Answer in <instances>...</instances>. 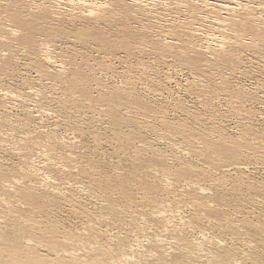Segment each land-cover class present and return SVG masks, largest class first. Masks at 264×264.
<instances>
[{"label":"bare ground","instance_id":"6f19581e","mask_svg":"<svg viewBox=\"0 0 264 264\" xmlns=\"http://www.w3.org/2000/svg\"><path fill=\"white\" fill-rule=\"evenodd\" d=\"M107 27H110V29ZM106 32H111V34ZM66 39H72L74 43L87 42V39L96 41L98 42V46L96 45L95 47H99V51H96L98 53L101 52L100 50H102V48H109L104 50V57L102 55L103 58L100 60L92 59V63L88 62L89 57H84V54L80 50H75L73 48L74 45L72 46V49H62L63 44H60L59 42L60 40L64 41ZM95 47L93 49L96 50ZM145 47H148L150 48V51L152 50L155 52L156 57L164 59L167 57L176 58L180 64H183V66H197V71L199 69L198 66H201L199 65L200 63H203V68L211 70V72L214 68L216 69L219 66L221 67L225 65L228 67L231 66L232 69H230L233 70L234 68H237V66L245 63V60L243 62V57L245 55H241L242 50L248 51L249 49H253L257 51H253L254 55L259 53L258 51H261L262 53L263 50L264 52V0H0V182L3 178L7 179L4 180V182L2 180V183H0V264H106L105 261L103 262V260H100L99 258L108 255L110 252H114L111 251L108 245L103 247L99 243L93 244L91 242H86V240L81 237L80 239L73 240L68 239V237L67 239L62 237L63 239L61 241H56L57 238L52 239L51 237V235L53 236L56 232V223L55 219L52 218L53 215L47 216V222H42V217L38 218L35 217V215L39 213L38 210L40 211V209L44 207L50 209L58 208L60 202L68 197H72L78 202L79 198L77 195L79 193L76 192V190H74L75 193L72 191V185L66 184V188H64V190L62 189L64 192H61V189L60 191L57 190V186L59 185L58 181L64 180L65 182L73 177V169H76L75 172L79 171V174L82 173L86 176L87 184L89 186L92 185V187L94 186L97 188H99L98 179L100 178L95 177L96 174L105 179L107 178L108 171H101L102 169L98 170L99 167L92 159H86L85 161L87 162L83 164L81 156H75L72 152L67 154L66 157H63V160L66 163H62V166L56 167L52 170L53 164L51 159L53 155L57 153L58 147L63 144L64 140L62 143H59V141L57 142L55 139V131H42L41 129H37V134L33 133L35 135L33 136V134H31L32 132H30V128H33L31 125H33L35 121L37 122V120H39L40 122H38L41 123L45 118L54 119L55 126L62 124L64 121L62 119L60 120L55 109L58 107H64L66 102L68 105L71 102L68 101L70 97L66 96L65 93L70 91V93L73 92L75 95L78 94V98L82 97L85 99L88 91L91 90V82L95 83L93 87L97 86V89L99 87L103 90L99 91L98 89V98L94 95L92 99H85V101H88L89 104H91L94 103L93 101L95 100L98 102H95V106L101 103L103 107L102 109L105 108V110H102L103 115H110V113H112L111 111H114L113 106L116 101H121L123 98L122 94L128 95L131 100L134 99L129 101H131V103L133 102L132 104L134 106L137 105L140 107L141 100L139 102V99L141 98L138 100L137 98H134L139 92L135 90L137 92L136 94L134 91L135 88H133L130 83H127L126 81L127 84L125 83L123 86L120 85L121 87L114 86L112 88L107 86V82L104 83L101 80H105L104 77H109L110 75L108 74L116 75L113 73L114 69L112 70V68L114 67H111L112 58L110 57H116L114 54L117 53V51L125 52L126 57H128L130 55H135V53L142 54L143 48ZM23 69H25V71ZM224 69L226 70V68ZM21 70L24 71V75H22ZM28 70L35 72V75L39 77L38 80H40V83L41 81L48 82L51 84V87L58 88L63 99H61L62 97H58V99L56 97V99H49L50 103L45 102L47 99L44 98V92L41 91L45 86L42 83L41 84L44 87L40 84L42 88L34 89L36 87H31L29 93H22L19 89L20 85L28 84L26 81L30 80H28V74H30H27V72H29ZM208 70L207 72H209ZM220 70H223V67H221ZM97 71L100 74L96 73ZM200 72L205 75V70L203 71L202 69ZM231 73L233 74V71H231ZM17 74H21L19 77L22 80L21 82H23L22 84L18 85V83L13 82L14 75L16 76ZM129 74H126V76ZM130 76L131 75L127 77L128 79L124 77L125 80H130ZM223 76L224 75L222 74L221 77ZM224 78L225 77L220 79L218 85L221 86V88L225 87L229 90V94L233 95L234 99L239 101H243V99L253 101L255 96L252 93L253 91L250 92L247 90L248 88L245 89L246 87H242L243 85L232 86V88H234V90H232L230 87L231 85H229L228 81ZM168 79L170 80V78ZM124 82L122 84H124ZM194 83L195 82L193 81V83L186 85L188 86L187 91L191 90L189 92H194V94L196 92V95L198 96L200 93V95H203L204 97L210 94V86H207V83L206 86L203 85L204 83H202V85L199 84L201 86L195 85ZM235 84H237V82ZM31 85L33 84L31 83ZM93 87L92 90H95ZM214 88H216V86L213 87V89ZM227 90L225 91L227 92ZM90 92L91 91H89V93ZM34 95L38 100L35 101L32 109H28V103L30 102L28 97ZM88 95L90 96V94ZM42 98L44 100H42L43 102H41ZM78 98L76 97L73 102L80 103ZM207 98L209 99V97ZM143 99L144 98H142V100ZM201 99L203 100V98ZM180 100L182 101V99ZM202 100L200 101L201 104L203 103ZM178 101H176V105H178ZM14 103H21L26 109H24L21 114L16 112L17 116L13 114L15 115V119H12L13 117H10L7 110L14 107ZM43 103L47 106H43ZM142 104H145V102ZM182 104L184 106V103ZM179 105H181V103ZM75 106L79 105L77 104ZM183 106L180 107L182 108ZM99 107H101V105H99ZM187 109L188 108H186V110ZM237 110L239 111V109ZM33 114L36 116H33ZM36 122L34 125H39V123ZM63 125L66 126V123H63ZM78 126L79 129L82 128L80 127L81 125H77L76 127L78 128ZM39 128L41 127L39 126ZM241 128L242 130L239 133L237 132V136H231L224 133L223 128L220 127H216L214 130L215 139H213L214 142H212L216 151L213 155L214 158L211 156L212 159L209 160L210 158L208 157L209 163H211L208 166H211V169H214L215 171L218 170V168L219 170H223L225 168L233 167L231 170H227L226 172H220L218 170L216 171V174L210 169L212 175H216L213 177L208 175L210 171L206 169L208 172L204 170V173L206 172V177L204 176L206 179H204L203 177H200L201 173H198L200 170H196L195 172L193 164L190 163L189 160L187 161V159L182 157L176 158L175 156L173 162L166 164V166L164 165V170L160 169L163 170V172L161 171L163 177H159H165L166 186L164 184V186L161 185V181L158 186L154 184V181H151V183H148V181L146 182L145 179H143L145 183L138 182L140 180L137 181L138 188L140 187L141 189H139L143 190V198L145 197L148 199V202L151 200L152 202L154 201L153 205H151L152 202L150 203L151 206H147L146 204L148 202L146 203L145 201L146 208L149 207L150 211L148 212L146 210L147 215L142 216L144 219L141 217L143 213L139 216L142 218V222L146 221L148 224L151 223L152 225H150L152 227H155V243L158 244L157 247L160 248V251L159 249L158 251H154L152 249V246H154L152 243L147 242L148 244H144L147 239H145V241L144 239L139 240L138 236L135 240L133 239L135 245L132 247L125 246L123 244L125 240L122 241L119 238L112 244L113 248H117L118 257L115 260H111V263L109 264H264V249L259 250L260 246L256 244L252 246V243H254L253 241H245V245L251 253L247 252V254L245 253V257H243L244 255L241 257L239 256L240 253L235 251L232 244L230 245L227 242L224 243L219 237L209 236L204 238L206 234L204 235L202 233L200 234L201 236H194L192 239L190 238L188 240V237L186 238L183 234L182 236L177 235V231L180 232L179 230L183 229V226H193V224L197 222L194 221L197 217L200 218L197 219L199 221L201 219L208 221H219V219H222V222L223 218L226 217L224 223H227V227L239 235H246L253 231V229H251L252 224L246 217H243L242 219H240L241 217L239 219L234 218L230 221L227 219V216H222L224 212L222 213V211H220L222 205L220 203L219 194V191H222V189L220 190V188H218L219 191H217L218 189L216 188L217 186H222L223 188L227 179H230L232 176H236L237 178L245 176L246 179L249 180V177L241 168L243 164L242 161L239 162V150L245 149L252 152L254 148H257V144L255 143L251 145L247 144V141H244V135L248 137L247 135L252 136L255 133L254 132L251 135L253 132L251 125H245ZM82 129L79 130V133L82 132ZM19 131H22L21 134H23V136L20 134L22 137L13 135L14 132ZM76 136H72V139L69 140L71 141L70 145L78 143V140H76L78 136ZM256 136V138H258V135ZM261 137L260 140H263L262 142L264 143V130H261ZM212 142L211 145H213ZM65 143L66 142H64L63 146L66 145ZM143 143L139 144L143 147ZM263 143L260 142V145H264ZM142 147L140 148H147L149 149L148 151H152L153 149L151 145V148L148 145L147 147ZM141 149L139 150L141 151ZM207 149L212 150V148H206V150ZM153 151L152 152L155 155L152 157L154 159L155 156L156 158H159L157 156L159 153L160 156L161 152L158 151L159 153L157 154V150ZM190 152L192 155L191 149ZM153 153H151V155H153ZM13 154L17 155L19 161L14 162L13 160L5 159L6 155L9 157L12 155V157H14ZM187 155L190 156L189 153ZM33 156H37V158L40 157L41 159L43 158V165L39 166L35 163V160H31ZM163 156L160 158H163ZM250 157L251 156H249V158ZM203 163L205 165V163L207 164V161ZM110 164L108 165L113 167L112 164L114 163ZM119 164H116L118 167H113L112 169H119ZM157 164L159 165L158 161ZM24 166L25 168H23ZM110 166L108 167L109 169ZM17 167H19V169ZM121 167L122 166H120V169ZM122 169L124 171L125 168ZM155 169L156 173L160 171H157V168ZM123 171H118V174H115L114 176L110 175L111 181L107 182L105 187L112 185L109 187H114L112 189L116 188L118 193L115 190L114 192L116 193H113L116 194L113 195L115 198L110 196L109 198L112 199H107L109 200L108 203L100 204L99 208H96L93 212L94 214H91L96 220L99 219L100 221L99 214L102 209H108L111 211L110 205L112 207V203L113 205H116L115 203H117V201L120 202V195L123 194L124 189L126 188L125 178H123L124 174L122 173ZM119 172H121V174H119ZM125 172L126 171H124V173ZM151 172H153V170H151ZM187 173L189 174L187 177L190 180L186 181L184 179L186 182L183 180V183H180L182 180L181 178H183L184 175L186 176ZM204 173L202 171L203 175ZM40 174H42V176L44 175V184L42 185L38 183L37 179ZM147 174L150 175L148 172ZM171 174H173V176L176 174L177 176L181 174L184 175L180 176V181H178L177 178L179 176L174 178ZM169 176L173 178V180ZM156 177L158 176H155L156 180H161L159 177ZM199 177L203 178V180H200ZM240 180L244 181V179ZM215 183L218 185H215ZM164 187H170L172 190ZM83 191L84 188L81 189L82 193ZM92 192H94V190ZM135 201H132V204ZM160 201L166 202V204L169 203L170 207L176 203L177 205L183 204L182 207L184 208L187 206V208L192 209H188L187 211L184 210L185 212H183L181 208H177L176 204L173 206L174 208L176 207L175 210L178 214V216H176L178 217V220H180L179 223L181 224L179 227H181V229L179 227V230H177L178 228H175L177 231L175 232L176 234L173 233L175 235L172 237L173 243L170 245L169 242L168 244L170 246L168 248H166L167 245L164 248L165 241L169 233H171L170 231L173 230L172 227L175 224L172 223V218L167 215L169 207L166 206L168 208L166 212L163 209H157L156 206H154L155 202L157 204L160 203ZM179 206L180 205H178V207ZM113 207L116 208L117 205ZM163 207L165 206L163 205ZM122 210H124V208ZM180 211H182V213H180ZM117 212L118 211H116V213ZM174 212L175 211L173 210L171 213ZM225 214L226 213H224V215ZM135 217H137V215ZM102 218L103 217H101V221ZM91 221L87 223H90ZM93 221L95 220L93 219ZM96 222H93V224ZM89 230L91 229L89 228ZM239 230L244 232L239 233ZM161 231L164 232L162 236L159 235ZM254 231H256V229ZM173 234L171 233V235ZM206 239H209L208 245H205L207 243ZM66 243L69 244L66 245ZM145 245H147V247ZM149 245H152L150 246V249L148 248ZM41 248L46 249L47 253L52 252L51 254H53V256L43 255L44 253L41 254ZM81 249H84L86 252H82ZM233 256L235 258H232Z\"/></svg>","mask_w":264,"mask_h":264},{"label":"rangeland","instance_id":"374dc122","mask_svg":"<svg viewBox=\"0 0 264 264\" xmlns=\"http://www.w3.org/2000/svg\"><path fill=\"white\" fill-rule=\"evenodd\" d=\"M107 28L110 29V27H107ZM106 33L111 34V32H106ZM87 40H88L87 42L85 41L82 43L81 42L80 43L79 42L74 43V41L72 39H70V40L66 39L64 41L60 40L59 43L63 44L62 49H72V46L74 45L73 48L75 50H80L84 54V57H86V56H87V58L89 57L88 59L91 61H89L86 58L88 60V62H92V59H95V60L99 59L100 60L101 58H103L104 57V50L106 48L108 49L109 47H106L105 49L102 48V50H100L101 52L98 53L96 51H99V49H98L99 47H95L98 42L92 41L90 39H87ZM72 43H74V44H72ZM88 45H90V46H88ZM107 46H109V45H107ZM94 47L96 48V50L93 49ZM253 51L257 52L253 49H249L248 51L242 50L241 55H243V56L245 55L243 57V62L245 60V63L241 64L240 66H237V68H234L233 70H231L232 69L231 66L228 67L225 65V66H221V67H223V70H220L221 67L219 66L216 69L214 68V70H213L214 72L213 71L211 72V70L203 68V63H200L199 65H201L200 67H202V68H200L199 66H198V68L200 69V71L202 69H203V71L205 70V72H204L205 75L203 73H201L199 71V69H198L199 72L197 71V66L196 67H189L187 65L183 66V64H180L178 62V59H176V58H171V57L166 58L165 57L166 59H164V58L156 57L155 52H153L152 50L150 51V48H148V47L143 48L142 54L135 53V55H130L128 57H126L125 52L117 51V53H115L114 55H116V57L118 55V57H117L118 59L115 56L110 57V58H112L111 59V65H112L111 67H114V68H112V70L114 69L113 73H115L116 75L108 74L110 76L104 77L105 80H101V81H103L104 83L107 82L106 83L107 86L112 87V88L114 86L115 87H118V86L121 87L120 85H122V86L125 85V83L127 81V83H130L133 86V88H135L134 91L136 90L137 92H139L137 94V92L135 91V93L137 94L138 97L136 96L134 98L135 99L137 98V100L139 98H141V99H139V102L141 100V106L142 107L141 106L138 107L137 105H136L137 107L134 106L132 104L133 102L131 103V101L134 99L131 100L130 97H128V95L122 94L123 100L121 99V101L120 100L116 101V103L113 106L114 111H111L112 113H110V115H103L102 114V110H105V108L102 109L103 107H102V104L100 102H99L100 104L95 106L94 104H96L95 102H97V101L94 100L93 101L94 103H91V104H89L88 101H85V99L86 100H88L90 98L92 99L94 97V95L96 96V98H98V96H99L98 92L103 90L102 88L98 87V89H99V91H98L97 86L93 87L95 85V83L91 82V86L93 87V89L95 88V90H92V87H91L90 88L91 90H89V91H91L92 93L91 92L89 93V91H88L85 99L82 97L78 98L79 97L78 94L75 95V93H73V92H71V93H70V91H68V93L66 92L65 93L66 96L70 97L69 99L67 97V99H68V101H71L70 102L71 104L69 103V105H68V103L66 102L67 105H66V103L64 104L65 108L64 107H58L57 109H55L60 120L62 119L64 121L63 123H66V126H64L63 123L58 124V126L57 125L55 126V124H54L55 120L54 119H51V118L46 119L45 118V120L43 119V122H41V123H39L40 122L39 120H37V122L35 121L36 123H39V125L38 124L34 125L35 122L33 123V125H31V127L33 126V128H34V129L30 128V132H32L31 134H33V133L35 134L36 131H38L37 129H41L42 131H55L56 132L55 133L56 141L57 142L59 141V143H62L64 140V142H66L65 143L66 145L63 146V144H64V142H63V144L58 147L57 153H55V155H53V157L51 159V162L53 164L52 170H54L56 167L62 166V163H66L63 160V157H66L67 154L72 152L75 156H77V155L81 156V159H83L82 160L83 164H85V162H87V161H85L86 159H92L93 161L96 162L97 166L99 167L98 170L102 169L101 171H106V172L108 171V172H107V178H105V179L103 177L99 176L98 174H96L95 177L100 178V179H98L99 188L94 187V186H93L94 187L93 188L92 185L89 186L87 184L86 176H84L82 173H81L82 175L79 174L80 173L79 171H76L77 172L76 173L75 172L76 169L72 170V172H74L73 173L74 175H73V177L69 178L70 180L65 181L67 183H65L64 180L58 181L59 182L58 184L60 185V186L59 185L57 186L58 191H60V189H61V192H64L63 190H64V188H66V186H65L66 184L72 185L71 186L72 191L76 190V192L79 193L77 195L79 200H78V202H76V200L73 199L72 197H68V198H66L60 202V206L58 208H54V209L51 208L50 209V208L44 207L46 209L41 208L40 211L38 210L39 213L37 215H35V217H38V218L42 217V222H47L46 218L48 215H50V216L53 215L52 218L55 219L56 227H55V225H54V227L56 229V232H55V234H53L54 237L51 235L52 239L57 238L56 241H61L63 238L67 239V237H68V239H72V240L73 239H80V237H81V238H84L86 240V242H91L93 244L99 243L103 247L108 245L109 248L111 249V251H114V252H112V253L110 252L108 255L99 258L100 260H103V262L105 261L106 264L111 263V260H113V259L115 260L118 257L117 248L116 249L113 248L112 244L114 242H116L119 238L122 241L125 240L123 242V244L125 246L132 247L133 245H135L134 240L138 236L139 240L144 239V241H145V239H147V241H145L144 244H148L147 242H150V243H152V245H154V246L149 245V247H148L149 249H150V246H152L153 247L152 249L154 251L155 250L158 251V249L160 251V248L157 247L158 244L155 243V240H156V238H155L156 231L154 229L155 227H152L151 226L152 224L151 223L148 224L146 221H143L145 223L142 222V218H143L142 216H146L147 211L148 212L150 211L149 207L148 208H146V207L153 205L154 201L152 202V200H151L150 202H148L149 201L148 199H146L145 197L143 198L142 195H144V193H143V190H140L141 189L140 187H139L140 189L138 188V186H137L138 182L145 183L143 180V179H145V181L146 182L148 181V183L149 182L151 183V181H154V184H156L157 186H158L160 181L163 182V183L160 182L161 185H163V184L165 185L166 184L165 183L166 180L164 179L165 177L160 178V177H163V173L161 174V171L163 172L164 165L166 166V164H170V162H173V159H175V156H176V158L182 157L184 159H187V161L189 160V162L193 164L195 172H196V170H198V171L200 170L199 172L197 171L199 174L201 173L200 177L204 178V176L206 175V172H208V171H210L208 175H211L213 177L216 176L215 174L212 175L211 166H208L211 164V163H209V160L214 158L213 155H214V152L216 151L215 146L213 144V142H214L213 139H215V134H214L215 128L216 127L223 128L224 133H227L231 136H233V135L237 136V134L242 130L241 127H243L245 125H247V126L251 125V127H252L251 129L253 131L251 133V135L255 132L253 134L254 136L253 135L252 136L247 135L248 137H246L244 135L243 136V137H245L244 141L245 142L247 141V144H251V145L256 143L257 148H254V149L252 148L253 149L252 152L247 151L245 149L239 150V154L241 156L240 155L238 156V157H240L239 162L242 161V164H243V166H241V168L244 170L245 174L249 177L248 178L249 180H247L245 176H243L242 178L241 177L237 178L236 176H232L230 179H227V182L224 184L225 186L223 185L224 186L223 188H222V186L221 187L217 186L216 188L217 189L220 188V190L222 189V191H219V189L217 190V191H219L220 203L222 205V207H221L222 209L220 208V211H222V213L223 212L226 213L225 215L223 213L222 216L223 217L227 216V219L230 221L233 220L234 218L239 219L241 217L240 219H242L243 217L244 218L246 217L249 220V222L252 224V226H251V229H253V231L251 230L252 232H249L246 235H239L236 232L234 233L232 230H230L227 227V223H224V219L226 220V217L225 218L222 217L223 222H222V219H219L220 222L218 220L208 221V220H204V219H201L199 221L197 219H200V218L197 217L194 220V221H197L196 223H194L195 225L194 224H193V226L192 225H190V226L185 225V226H183V229H181V227H179V225L181 223H179L180 220H178V217H177L178 214L175 210L176 207L175 208L173 207V206H175L176 203H174V205L172 207H170L169 203L166 204V202L160 201V203H157V204L155 202L156 205L154 204V206H156L157 209H163L166 212L168 209L167 207H169V209L171 208L175 211L174 213H171V212H173V210L170 209L171 210L170 211L168 209V212H167V215L172 218V220H171L172 223L175 224L172 227L174 232H173V230L170 231L172 234L173 233L176 234L175 232L177 230H179V228H180L181 230H179L180 232L177 231V233H178L177 235L182 236V234H183L186 236V238L188 237L187 238L188 240L190 238L192 239V237H194V236L199 237V236H201L200 234H202V233L204 235L206 234L204 236V238H207L209 236L219 237L220 239L223 240L224 243L227 242L230 245L232 244L235 248V251L237 253H240L239 256H241V257L243 255H244L243 257H245L247 252L248 253L250 252L248 250V247L245 245V241H247V242L253 241L254 243H252V246L254 244H256V245L260 246L259 250L264 249V145H262V144L260 145V142L263 143L262 142L263 140H260V138H262L261 137V130L262 131L264 130V58H263L264 52H263V50H262V53H261V51H258L259 53L254 55ZM143 52H145V53H143ZM102 55H103V57H102ZM132 56H134V57H132ZM113 58H116L117 60L113 59ZM137 58H138V61L140 60L139 62L137 61ZM224 68H226V70L229 71L230 73H231V71H233V74L232 73L230 74ZM240 68H243V69H240ZM23 70L25 71V69H23ZM23 70H21L22 75H24ZM207 70L209 72H207ZM247 70H248V72H247ZM28 71L29 72H27V74L30 73V74H28L29 75L28 80L29 79L30 80L26 81V82L30 86L28 84H23L24 86L20 85L19 89L22 91V93H24V94L29 93V89L31 87L32 88L36 87L34 89L42 88L41 85L43 84L46 87V89L42 85L44 88H42L41 91L44 92V98L47 99V101H45V102L50 103L49 99H56V97L58 99V97H60V98L62 97L60 95L61 92L58 90V88H53V87H51V84H49L48 82H44V81L43 82L41 81V83H42L41 84L39 82L40 80H38L39 77L35 75V72H32L31 70H28ZM96 73H99V72L97 71ZM220 73H222L224 75L223 76V77H225L224 79H226L228 81L229 85H231L230 87L232 90H234V88H232V86H236V85L242 86L243 85L242 87H244V88L246 87L245 89L248 88L247 90H249L250 92L253 91L252 93L255 95L253 101H250V100L248 101L246 99H243V101L242 100H240V101L236 100V99H234L233 95L229 94V92H230L229 90H227L225 87L221 88V86L218 85L220 79L223 78V77H221L222 74H220ZM99 74H97V75H99ZM126 74L131 75L130 76L131 81L127 80L128 79L127 77L129 75L126 76ZM198 74H199V76H198ZM19 75H21V74H17L16 76L14 75V78H13V82L18 83V85L23 83V82H21L22 80L20 79ZM124 77L127 79L125 80ZM33 78H35V79H33ZM168 78H170V80ZM30 81H32V82H30ZM193 81L195 82L194 83L195 85H199V84L202 85V83H204L203 85L206 86V83H207V86H210V91H211L210 94H208L209 96L207 95V96H205L206 97L205 98L203 95H200V93H199V96L201 98H203V100H202L198 95H196V92L194 94V92H192V93L189 92L191 90L187 91L188 86H186V85L193 83ZM235 81L237 82V84H235L236 83ZM123 82H124V84H122ZM208 82H209V84H208ZM31 83L33 85H31ZM133 83L135 84V86ZM210 84H212L213 87L216 86V88L213 89L212 85H210ZM214 84H217V85H214ZM201 85H199V86H201ZM225 90H227L228 94ZM93 91H95V92H93ZM212 91H213V94H212ZM189 93H191V94H189ZM88 94H90V96ZM231 94H233V93H231ZM74 95L78 98V100H80V103L73 102L74 99L76 98ZM216 95H217V97H216ZM213 96L216 98H214ZM207 97H209V99ZM210 97H212V98H210ZM229 97H230V99H229ZM96 98H94V99H96ZM142 98H144L143 99L144 101L142 100ZM28 99L30 101L28 103V106H29L28 109H30V108L32 109V106L34 105L35 101L38 100V98L34 95V96L28 97ZM61 99H63V97ZM174 99H175V102H174ZM180 99H182L183 102ZM206 99H208V100H206ZM232 99H234L235 101ZM256 99H258V100H256ZM42 100H43V98L41 99V102L44 101V100L43 101ZM129 100H131V101H129ZM201 100L203 102L202 104L200 102ZM209 100H211V101H209ZM176 101L179 102L178 105L180 103H181V105H179V106L176 105V103H177ZM207 101H209V102H207ZM72 102L76 103V104H73ZM127 102H129V103H127ZM144 102H145V104H142ZM204 102H205V104H207V103H209V104L205 105ZM182 103H184V106ZM249 103H250V105H249ZM77 104L79 106H75ZM80 104L82 107L80 106ZM99 105H101V107H99ZM13 106L15 108L12 107L10 110L9 109L7 110L10 117L11 118L13 117L12 119H15L16 112L18 114H21V112L24 109H26V107L24 108L21 103H14ZM43 106H47V105L45 103H43ZM180 106H183V107L181 108ZM79 107H81V108H79ZM185 107L188 109L186 110ZM62 108H64V109H62ZM237 109H239V111ZM245 111H247V112H245ZM13 114H15V115H13ZM34 114H33V116H36ZM244 115H246L247 117ZM218 117L219 118L221 117V118L219 119ZM73 124L75 127L77 125H81L80 127L83 128V129L80 128V129H82V132L79 133L80 132L79 126H78V128L77 127L75 128L73 126ZM75 124H77V125H75ZM70 125H72L73 127ZM39 126L41 128H39ZM76 129H78V130H76ZM33 130H35V131H33ZM21 133H22V131L14 132L13 135L14 136L16 135L17 137H22L23 134H21ZM34 134H33V136H35ZM74 135L78 136V137L76 136L77 137L76 140H78L77 141L78 143L75 145H70L71 141H69V140L72 139V136H74ZM256 135H258V138H256L257 137ZM210 141L211 142L213 141L212 142L213 145H211ZM257 141H258V143H257ZM139 143H141V144L143 143V147H147V145L150 147V145H151V147L153 148L152 151L157 150L156 151L157 154L159 152H161V155L159 156V154H160L159 153L157 156L159 158H156V156H155V159H154L153 158L155 155L153 153L154 151L153 152L151 150L148 151L149 149L143 148L142 145ZM204 146H205V148H204ZM140 147H142L143 149H141ZM138 148L141 149V151ZM206 148H212L213 151L211 149L206 150ZM137 149H138V151H137ZM144 149L147 151H145ZM190 149L192 150V155L190 154L191 153ZM4 150H5V148H4ZM0 152H1V150H0ZM151 153H153V155H151ZM162 153L165 156H163ZM188 153L190 156L187 155ZM193 153H195V154H193ZM61 154H63V155H61ZM1 155H3V154H1ZM248 155L251 157L249 158ZM13 156L14 157H12V155H11V157H9L8 155H6L5 159L6 160H13L14 162L19 161L17 155L13 154ZM162 156H163V158H160ZM186 156H188V157H186ZM211 156H213V157L211 158ZM246 156H247V158H246ZM34 157L35 156H33L31 158V160L32 159L35 160V163H37V165H39V166L43 165V158L42 159L40 157L37 158V156L35 158ZM81 159H80V161H81ZM161 159L162 160L164 159V160L162 161ZM169 159H171V160H169ZM118 160H119L120 164L118 163ZM36 161H38V162H36ZM157 161L159 162V165L157 164ZM206 161H207V164L205 163V165H204L203 162H206ZM115 162H116V164H119V169H120V166H122L120 170L118 168L112 169L113 167H118V165H116ZM160 162H162V163H160ZM110 163H114V164H112L113 167L110 166L111 165ZM108 164H110V165H108ZM149 165H150V167H149ZM151 165H155V166H151ZM160 165H162V166H160ZM246 165H248V166H246ZM109 166H110V169L108 168ZM78 167H80V166H78ZM160 167H162V168H160ZM17 168L19 169V167H17ZM23 168H25V166ZM122 168H125L124 169V171H126L125 173H124ZM155 168H157V171H159L160 169H163V170L159 171L160 175H159V172L156 173ZM232 168L233 167H230L227 169L225 168L223 170L222 169L219 170V168H218V170L220 172H222V171L226 172L227 170H231ZM151 170H153V172H151ZM204 170L206 171L205 173H204ZM218 170H216V171H218ZM112 171L114 172V174ZM118 171H123L122 173L124 174L123 178H125V187H126L124 189L123 194L120 195V200H119L120 202L117 201V203H115L117 205L116 208L113 207V206H116V205H113V203H112V207L110 205V209L112 212L109 211L108 209H102L101 213L99 214L100 221H99V219L96 220V218H93V215H91V214L96 210V208H99L100 204L108 203L109 200H107V199L111 200L112 198H115L113 195H116V194H113V193H116V192L118 193L116 188L112 189L114 187H112V188L109 187L112 185L105 187L106 183L111 181L110 175L111 176H114L115 174L117 175ZM202 171H203L204 175L202 174ZM212 171H214L213 173L217 174V172L214 169ZM147 172L150 173V175H148ZM102 173H104V172H102ZM119 174H121V172H119ZM183 175L184 174L178 175L179 176L178 177L176 174L175 175L176 177H175V176H173V174H171V176L174 178L178 177L177 178L178 181H180L179 180V178H181L180 176H183ZM187 175L189 176V174L187 173L186 176L184 175L183 178H181L182 182L180 181V183H183L184 179L186 181L190 180L187 177ZM155 176H158V177L160 176L159 178L161 180L157 179L158 180L157 181L155 179ZM158 177H156V178H158ZM203 178H200V180L201 179L203 180ZM37 179H38V183L40 185L44 184V175L42 176V174H40ZM153 179H155V180H153ZM171 179L173 180V178H171ZM204 179H206V178H204ZM240 179H242V180L244 179V181H241ZM2 180L4 182V180H7V179L3 178ZM2 180L0 183H2ZM138 180H140V181H138ZM185 180H184V182H186ZM83 183L86 185H84ZM181 185H184V184H181ZM215 185H218V184L215 183ZM249 185H251V186H249ZM83 186H85V187H83ZM82 187L84 188L83 193L81 192V189H83ZM67 188H69V187H67ZM106 188H107V190H106ZM164 188H168V187H164ZM92 189L94 190V192H92L93 191ZM168 189H170V187ZM86 190H89V191H86ZM115 190H116V192H114ZM170 190H172V189H170ZM110 192H112V193H110ZM74 193H75V191H74ZM87 193H89V194H87ZM110 196H113V197L109 198ZM121 198H122V200H121ZM170 198H171V196H170ZM138 199H139V201H138ZM129 201H130V203H129ZM132 201H135V202L132 204ZM142 201H143V203H142ZM145 201H146V203L148 202L149 205H148V203L147 204L144 203ZM151 202H152V204L150 205ZM163 205L165 207H163ZM178 205H180V206L178 207ZM178 205H177V208H181L183 212L187 211L188 209L192 210L190 208H187V206H186V208L182 207L183 204H178ZM128 206L130 209L128 208ZM112 208L114 209V211ZM123 208H124V210H122ZM116 211H118V212L116 213ZM144 211H146V212H144ZM182 211H180V213H182ZM141 213H143V214L141 215ZM144 213H145V215H144ZM136 215H137V217H135ZM139 215H141L142 218ZM101 217L104 218V219L102 218V221H101ZM175 217H177V218H175ZM92 218L95 221H93ZM89 219H91L92 221ZM89 221H91V222L87 223ZM96 221H99V222H96ZM93 222H96V223L93 224ZM146 224H148V225H146ZM225 224H226V226H225ZM88 227L91 230H89ZM175 228L176 229L178 228V229L176 230ZM255 229H256V231H254ZM35 230H36V228H35ZM238 232L243 233L244 231L239 230ZM171 233H169L170 236L169 235L167 236L168 240L166 238V241H165L166 243L164 245V248L166 247V245H167L166 248H168L171 245V243H173L172 237L175 235L174 234L171 235ZM179 233H180V235H179ZM163 234H164L163 231H161L159 233L160 236H162ZM80 235H82V236H80ZM122 236H124L125 238ZM140 238H142V239H140ZM208 240L206 239L207 243L205 242L206 243L205 245H208V243H209ZM132 241L134 244L132 243ZM67 244H69V243H66V245ZM155 244H156V246H155ZM145 246L147 247V245H145ZM40 250H41V254L44 253L43 255L53 256V254H51L52 252L47 253V250L44 248H41ZM81 250H82V252L85 251L84 249H81ZM232 258H235V257L233 256ZM229 260H231V259H229Z\"/></svg>","mask_w":264,"mask_h":264}]
</instances>
